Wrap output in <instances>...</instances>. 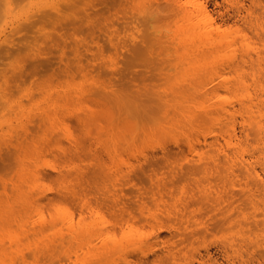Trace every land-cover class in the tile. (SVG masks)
<instances>
[{
	"label": "rangeland",
	"instance_id": "374dc122",
	"mask_svg": "<svg viewBox=\"0 0 264 264\" xmlns=\"http://www.w3.org/2000/svg\"><path fill=\"white\" fill-rule=\"evenodd\" d=\"M112 1L115 2L116 0H109L110 6H113L115 4ZM118 1L119 0H117L116 2H118ZM127 1H129V0L119 1V3L114 5L115 8L114 7L109 8L110 6L105 7V6H107L105 4H104V6L103 5L100 6L98 4L99 3L101 4V2H99V1H98L99 3L94 1V3H96V4H94V5H96L95 8H94V6L92 7L91 4L90 5L89 4L84 5L85 2H83L81 4L79 3L82 6V9L80 8L79 15L81 17L86 18L85 20H88V19L91 20V18H92L91 21L95 20L94 22L97 23L98 26H97V28H96V26L93 27L96 24H94L93 22H91L89 20H88V22L90 23L89 29L87 28V25L85 26L84 23H83L84 25L82 24L83 31L86 30L85 31L86 34L88 31L91 33L88 32L89 34H87V36H86V38L88 37L89 39H86L84 37L85 34L83 31H81L80 33H83L84 35L80 34V33H79V35H77V36H81V38H85V40L81 41L82 42V45L80 46L81 51H78L79 53L82 52L85 55L82 56V53H80L81 54L80 63L81 64L83 63L81 66H77V65L73 66L74 65L73 62L71 63L72 69L70 72L66 71V70H61L62 69L61 67H63V65L61 66L62 61L60 63V56H61L60 54L61 53L59 50L60 47L58 46L59 44L50 46L51 49L49 47H47L46 48L47 50H45V51H44L45 48H42L45 53L43 55V52H42V54L40 55L41 57L39 56V54L41 53L39 51H42V49L40 50L38 47L43 46L45 44H50V43H48V42H50V40L51 41L53 40L54 43H57L56 41H58V40H56V38L59 40L61 39L58 33L62 32V31L64 32V35H63L64 38L66 36V38L68 37L67 40H69V41L71 40L72 43H75L73 38H76L77 36L74 37V34H73L72 38L69 39L70 34L72 35V32L74 31L73 27L69 26V27H67V28L65 27L63 29H55L54 27L49 26V27H51L50 29H52V30L49 29L50 31L48 30L47 27H46L47 28L46 32H43L46 30V28L42 29V31H40L38 29L41 32V34H40V33H38L39 31L37 30L38 26L36 25L37 26L36 27L34 25H31V27H33V26L34 27L31 28L28 26L29 27L28 28L27 26H25V27H27L26 29H25V27H24V29L19 28V30L21 29L20 32H19V30L15 29L13 31H15L16 33L13 34L12 33L13 31H11L12 27L8 26L7 27L8 29L7 30L5 29L6 33L5 34L2 33L3 35H7V38L10 37L8 39H9V41L11 40V42H12V43L10 42V45L12 44L11 45L12 51L9 50L10 49V45H8L9 42L5 41L4 36L2 35V38H0V39H3L4 41L2 42V40H0V42L3 43V44L0 43V49L2 50V51L0 50V56L2 55L1 56L2 58L0 57V82H1L0 87H2V88H0V90H1L0 92H2V93H0V96L3 94L4 95L7 94V98L5 101L4 95H3L4 96L3 98L0 97V114L1 115L3 113L6 114V115H4L5 117L0 115V119H1L0 120V127H1L0 130L2 131V133L0 131V145H1L0 146V169H1L0 172H6L7 174L9 173L8 175L6 174V176H8V177L13 176V175H11V172H12V174H14V172L11 171L10 169L15 168L12 165V163L14 164L16 162V164H14V165H17V160H16L15 155L12 154V153H14V151L13 150L10 151V147H7V144L11 141L9 139H12L13 135L22 132L24 129H28V126H29V130H30L29 136H30V138H32L30 144H32L33 142H36L37 144L39 142L42 143L41 139H43V137L46 136V133H44V129L46 130V128L48 127L47 124H44V122L41 120V117H40L41 115L44 114V110H51L53 112V109H51V108L49 109V107L52 106L50 103L52 101L57 100L58 98H61L60 101H62V103L63 102L65 103L66 101H68V97H70V92H72V94H74V93L76 94L78 92L79 96L80 97L82 96V98H80L81 106H80V110H79V116H76V117L70 116L69 117L70 114H68V112H69V108L71 105L70 102H69V105L55 109L56 116H64V118H65L64 121L68 125L70 123V125L72 126L71 127L69 125V128L70 127L72 128V134L75 135L73 137L75 138V140L77 142V146L80 149L79 154H77L75 157L72 154V158L71 159L67 158V160L65 161V162H67V161L72 160L73 161L72 162V166H73L72 173H73V175H74V171H75V175L73 176V178H75V179H73L71 177L72 180L68 183V190L71 189V191H76L77 194H80V195H78L77 197H74L73 195H69L66 197H61V198H56V199L43 198V199L35 200L38 203L40 202L39 207H35L34 211L31 212L30 215L29 214L25 215L26 218L24 217L25 221H24V224L22 226L23 229L18 228V230H17L19 236H21L22 243L19 245V247H17V249L14 247L13 252H15V253H13L12 255H14L15 257H13L14 260H12V263L14 261L13 264H19L20 262H21L20 264H90V263L92 264V261H93L94 262L93 264H102L103 262L101 260H103V261L105 260L103 264H110V262H112L111 264H115V262H116V264H117V262H118V264H213L212 263L213 258H212V256L208 255L207 250L211 251L213 256H214V255H216V252H215L216 246L226 244L228 246V249H229V252H230L232 258L236 262H241L242 264H263L264 263V203L260 202L257 206L255 204H251L248 202L247 205H244L240 208H236L233 210L234 214H232V217H234L236 220L233 224H230L227 226H221V227L219 226V227L206 228L207 223L210 222V218L214 217V219H216L220 215L216 216V213H215L216 210H215L214 206L211 204H208L206 202V199H199V198L191 199L190 197H186L185 195H187L188 192H190L193 189H198V187H199L198 184L204 185V184H207L209 181H211L212 183L217 182L218 180L215 181L214 180L215 178L213 177V175L210 177V174L204 173L203 171H200V172L195 173V174L194 173L184 174L185 176L182 175L180 177L181 179L178 178L177 181H180V182L175 183L176 187H173V188H175L173 195L163 194L161 196L160 194L157 193L156 188H154L155 185L153 183L157 180V178L160 180L163 179V181L171 179V170L170 169L172 168V165L176 166L177 164L179 165V163L182 162V157L180 155H179L180 157L176 156L177 152H179L180 150L181 151L183 150V152L185 153L187 150L186 153H188V149H189V148H187L189 145L188 146L186 145L188 142L186 144L184 142V141H187V139L186 140L184 139L186 137L183 135L184 138H182L181 134H176L177 131H176V133L175 132L172 133L173 137H169L165 141L162 139V137L160 138L159 136L161 135L162 128H160L159 125L162 123L163 124L165 123L166 125H168L169 121L172 122L173 120H175V119L172 120V118H175L173 116L174 115L176 116L175 111L178 112L177 116H181L182 113L185 114V113H187V111H188V113H190L189 111L192 110V107H190V105L192 103H194V105L192 104L193 107L195 105H196V107H198L197 104L198 105L202 104V102L204 100H206L207 98H209L211 94H213V95H211V96H213L211 98H215V94H217L218 92H219V94H221V96H224V95L230 96L231 94L228 91V89H226L220 85L217 88L212 89V91H214V93L212 91L211 92L209 91L210 94H208L209 92L206 94L201 93V94H203L202 96H204V97H202L200 94V97L198 98L199 95L196 94L197 95L196 98H195V96H196L195 95V96L189 97V98H191L190 100L185 99L188 102L190 101L191 104H190V102L187 103L185 100H180V101H178L179 103L173 102L174 100H170V98H172V96H173L172 95L173 93L171 92L172 89H170V88L172 87L173 82H174L173 79L175 76V74H174L175 71L172 72L173 69H171V65L169 67V64L168 65L166 64V66L164 65L166 67V69H165V67L163 68V66L161 68V64H159L157 66V64H158L156 62V61H158L157 58L163 57L162 54L160 55L161 57L158 54H156V56H155V53H158L155 51L154 54L151 55V58H152V56H154V58H155L156 64H154V65H153V62H151L150 55L147 56V54L153 52L155 50V47H157V43H155L156 42L155 36H159L158 34H160V33H162V34L167 33L168 34L169 33L168 31L171 32L169 34H173V32L175 33V32H177V30L179 31L177 26H180V24L182 23V19L179 18V16L175 17V15H172L169 17L172 19V22H173V23L171 22L172 23L171 24L169 22L171 19H167V17H165V15L162 16L161 15L162 13L159 12L160 14L158 13L159 14V16H158V14L155 10L154 3L157 4L158 2H161L162 0L161 1L160 0L159 1L158 0H133V2L132 1L127 2ZM203 1L206 2L207 9L209 8L208 10H210L209 12L212 13L213 19L215 17L214 20L216 21V23L218 22L219 24H221L222 27H226V28H228L230 25H232L233 27L239 26L243 32H249L248 19H250L252 17L254 18L256 13H258V10H257L258 9V5H257L258 2L252 3L251 0H203ZM143 2H144V4H143ZM216 2H218V3H216ZM24 3H25V1H24ZM140 4H142V5H140ZM140 7L145 8V11H143L144 9L141 10ZM91 8L93 10H91V12H90ZM27 9H29V7L26 6L25 10H27ZM100 9H101V12H100ZM33 10L30 11V14L32 13ZM82 10H83V14H82ZM86 10H88V12H86ZM115 11H117V12L119 11V13H116ZM103 12L104 13L107 12V13L104 15V14H102ZM110 12H114V13H110ZM24 13L26 14L29 12L23 11L22 16L25 15ZM93 13L97 15V16H95V18L93 17V15H94ZM84 14H86L87 16L85 17ZM88 14H90L91 18L89 17ZM107 14H108L107 20L109 19L108 21L106 19H103V18H106ZM114 15L116 16L115 18H114ZM100 16H102L103 18ZM117 16H119L120 19H118L119 17H117ZM137 17H138V21H137ZM152 18H155V19H152ZM157 18H159V19H157ZM176 18L179 19V21H181V22H179ZM259 18H264V14L262 17H259ZM97 19H98V21L96 22ZM156 19H157V21H159L158 23H157V21L155 23L154 20H156ZM164 19H165V21H164L165 23H166V21L169 22L167 24L168 26L166 25V27L164 26L165 23L163 24ZM135 20H136V23L138 22L137 25H139L142 29H140V30L137 29L139 26L138 27L136 26V24L134 22ZM175 20L178 22H176ZM103 21H104V23H103ZM139 21L142 24H140ZM149 22L150 23L152 22L150 26L148 25V24H150ZM143 23H146V25H148V27L146 26V28H144ZM159 23L160 24L162 23L163 26H162V24L160 25ZM92 24H94V25H92ZM156 24H158L161 29H162V27H163V29H165V28L168 29V30L165 29L167 32L165 30L161 32V29H156V28L153 29V27L157 26ZM169 24L171 26H169ZM173 24H174V26H172ZM262 25H264V23H262ZM115 26L118 27L117 30H116L117 27H115ZM91 27H93V28H91ZM172 27H175V29ZM34 28H36V29H34ZM30 29L34 30V31H31ZM53 29H55V30H53ZM26 30L29 33H25ZM57 30H60V31L58 32ZM66 30H68V31H66ZM113 30H114V33H113ZM51 31H57V32L52 33ZM75 31L79 32V30L78 31L75 30ZM155 31L158 33H156ZM8 33H9V36H8ZM42 33L43 34L46 33L47 36L43 35ZM38 34H40V35H38ZM53 34L56 35V37H54ZM91 34H93V35H91ZM102 34H104L106 36H104ZM111 34L112 35L115 34V35H113V37H112ZM135 34L137 35V37ZM146 34H148V35H146ZM150 34H155V35H150ZM12 35H13V37H11ZM34 35L36 36V38L38 40L35 38ZM48 35H51V36H48ZM88 35H90V36H88ZM119 35L121 37H119ZM124 35H126V39H124L123 41H125L126 43L124 42V44H121V42H123V41L120 42V40L122 38H125ZM148 36H149V40L146 39V38H148ZM105 37H107L109 39H107ZM129 37H131V38H129ZM21 38L23 39V42L26 39V42L23 43ZM91 38H93V39H91ZM94 38H95V40H94ZM115 38H116V41H119V43L114 41ZM127 38L128 39L133 38L135 40L138 38V40H136L137 41L136 42L132 39V41L135 42L133 44L131 40L129 42H127V40H128ZM33 39L35 40V43H37V41H38L39 45H37V44L34 45ZM45 39H47V40L44 41ZM54 39H55V41H54ZM96 39H97V41H96ZM103 39L104 40L106 39L107 41H104ZM117 39H120V40H117ZM141 39H144V40L141 41ZM42 40L45 43L41 42ZM89 40H92V41H90L91 43H93V40H94V43L90 45ZM28 41H30V43ZM61 41L62 40H60L59 43H61ZM95 41L97 42V44H95L96 43ZM108 41L110 42V44L115 42L116 45L117 44H121V45H119V47L117 45V47H116L115 44H112L113 45L112 46L109 44ZM152 41L153 42L155 41V42L152 43ZM27 42H28V44H27ZM71 42H67L68 46L66 45L67 46V47H65L66 50L71 45H72V47L74 46V44H71ZM83 42H85V43L83 44ZM102 42H104V43L102 44ZM148 42H151L152 44H149ZM62 43H63V41H62ZM98 43L99 44L101 43L100 45L102 47H98V46H100ZM128 43L131 44V47H130V44H128ZM145 43H148V46L150 45L149 46L150 48H147L148 46L145 45ZM63 44H65V43H63ZM125 44L127 45V49H126ZM153 44H155V45H153ZM27 45H28V47L25 48V46H27ZM93 45H96L95 47H97V48H95ZM103 45H105V47H107V48H105ZM142 45H145V47H143ZM16 46L17 47L19 46L18 49ZM21 46H22V48H21ZM29 46H31V47H29ZM121 46H123V47L125 46V47L123 48ZM128 46L131 49H129ZM153 46H155V47L153 48ZM15 47L17 50L15 49ZM32 47L35 48L36 50H38V52L35 49L33 50ZM89 47H92V49ZM109 47H110V50H109ZM112 47H113V49H112ZM114 47L116 49H114ZM133 47H134V49H136V51L134 49H132ZM142 47H143V49H142ZM19 48H21L24 51L22 52L21 49L19 51ZM27 48H29L28 49L29 51L27 50ZM31 48H32V50H31ZM102 48L104 49V55H106V57H104V58L102 56L103 55L102 54L103 53ZM140 48H141V50H140ZM152 48H153V51H151ZM85 49H87V50H85ZM90 49H91V51H90ZM93 49H96L95 52L98 54H96L93 51ZM98 49H100L99 52L101 51V49H102V51L99 53V52H97ZM120 49L122 51H125V53L122 52ZM4 50H5V52H4ZM68 50H70V53H69L70 58L73 57L70 54L75 55V56L77 55V54H75V51L73 52V49L71 47ZM82 50L84 52H86V51L87 52L84 53ZM126 50L128 52H126ZM129 50L131 51L130 53H129ZM148 50L150 51L149 53L146 52ZM7 51H9V53ZM33 51H36L38 53V55H37V53L34 54L35 52H33ZM88 51H90V54H88L89 53ZM105 51L106 52L111 51L110 53L112 54V58L114 57L113 59H116L118 56H120V55H118L119 53L120 54L123 53V55H121V57H120V60L118 57L117 62L113 63V65L115 64L116 66H118L117 67L118 70H115L116 69L114 67L115 65L114 66L107 65V64H112L111 61H113V59L111 60L110 59L111 57H108L109 52L106 53ZM132 51L134 54H132ZM3 52H4V54H2ZM65 52L68 53L69 51H65ZM114 52L115 53L117 52V54L116 55L113 54ZM139 52H141V53H139ZM32 53L34 55H32ZM66 53H65V56L66 55L68 56V54H66ZM91 53L93 55H91ZM141 54H142V56H139ZM86 55L88 56V58H91L93 61L86 58L87 57ZM97 55L100 59L101 58H103L104 60L106 58H107V60L110 59L111 60V61L109 60L110 63L106 64V62H109L107 60L104 61L101 59L105 63L101 62L100 60H97V59H99L97 57ZM131 55H135V58L132 56V58H133L132 59ZM42 56H45V57H43L44 59L42 58ZM67 56H66V58H67ZM95 57L97 60L96 62H94ZM140 57L145 58V61H147V62H145L143 60L144 64L142 61L140 63H138V61H140ZM166 57H168V56H166ZM39 58H41V59L37 60ZM61 58H62V56H61ZM70 58H69V60H70ZM121 58H123V59H121ZM124 58H127V59H125V61H124ZM134 59L135 60L137 59L134 62L135 65H133V62H132V61H134ZM149 60H150V63H148ZM71 61H72V59H71ZM82 61H84V62H82ZM34 62L36 64V66H35ZM97 62H100V63H97ZM124 62L128 64V67ZM263 62H264V59H263ZM88 63L90 64V66ZM120 63H123L122 64L123 67ZM39 64H40V66H38ZM91 64L94 65L93 69L91 68L92 67ZM98 64H101V65H98ZM130 64L132 67L134 66V68H130L131 67ZM136 64H138V65H136ZM21 65L24 66L23 68L28 67L27 68L28 71L26 72L28 74L26 75V73H25L23 75V77L20 78L17 74H18V71L22 68ZM106 65L109 67H106ZM146 65H149V66H146ZM99 66H102V67H99ZM32 67H33V69H32ZM54 67L56 68V70H55L56 75L52 78V77H49L50 73H48V72H49V70H50V72H52L53 69H55ZM98 67L101 69H99ZM103 67H105V69ZM124 67H125V69L126 68L135 69L134 71H132L133 72L132 76H131V70H130V72L128 71V69L124 70ZM144 67H146V68L143 69ZM147 67H149V68L152 67L151 69L153 71L150 69L151 70L150 71L151 73H150L149 71H147L149 69ZM167 67H169V68L167 69ZM106 68H110L111 70L107 69V71H106ZM153 68H155V69H153ZM31 69H32V71H31ZM94 69H95V73H94ZM140 69L143 71L141 72ZM157 69L159 70L158 73L156 71ZM162 69L163 70L165 69L164 70L165 72ZM169 69L172 71H170ZM29 70L31 73L29 72ZM35 70H37V72ZM89 71H92L93 73L91 72V74H90ZM98 71H100V72L98 73ZM115 71H117L116 75H115ZM125 71H127V74ZM154 71H156V73ZM124 72H125V74H124ZM169 72H172L173 76L169 75V74H171ZM70 73H72V74H70ZM143 73L145 75L142 76ZM133 74L135 77H133ZM155 74H158V75H155ZM161 74H163V75L161 76ZM71 75L73 77H71ZM85 75H86V77H85ZM120 75L122 76V78ZM153 75H154V77H153ZM56 76L57 77L59 76V77L57 78ZM68 76H70V77H68ZM91 76H92V83L90 82ZM156 76H159V77H156ZM166 76H168L170 78H168ZM116 77H117V79H115ZM119 77H120V79H119ZM124 77L125 78L127 77L130 81L127 78H126L127 79V81H126V79ZM162 77H163V79H162ZM88 78H89V80H87ZM97 78H98V80H97ZM110 79L112 81L117 80V85L115 83H113ZM121 79L123 80V82H125V84H122L123 82L122 83L120 82V81H122ZM131 79H133V80H131ZM164 79L169 80V82L168 81L166 82V80H164ZM93 80H96L97 82L96 81L95 82L97 84H95V82ZM100 80H101V82H100L101 84H98V82ZM164 81H165V84H164ZM93 82L95 85L93 84ZM105 82H106V84L107 83L109 85L115 84L116 86L111 87V85H110V88H109V87H107L109 85L106 86ZM162 83H163V85H162ZM166 83H172V85L166 84ZM97 85H100V86L102 85V86H101V88H99L100 86H97ZM103 85H105L107 88H109V89L106 88V91L109 90L108 93L105 91ZM118 85H119V88L120 87H123V88H120L121 90L118 88L117 89L118 91H117L116 87H118ZM122 85H125L126 89L127 88L128 89L130 88V89L127 90V92H125V90H126L124 88L125 86H122ZM164 85H166V86H164ZM130 86L131 87L134 86L132 93L133 92L134 93L135 92L136 93L142 92V93H144L145 97L142 93H137V94H133V95L135 96V98L136 97L137 98L139 97V98L138 99L133 98L134 96H131V94H129V92H128V91H131V89H132ZM159 86H161V87H159ZM167 87H170V88H168L169 90H167ZM113 88H115V89H113ZM134 88H135V90H134ZM5 89H6V93H5ZM8 89L9 90L11 89V90L9 91ZM123 89H125V90H123ZM139 89H142L143 91H138ZM164 89H166V90H164ZM91 90H92V92H91ZM110 90H112L111 93H110ZM113 90H116L117 93H119V91L122 93V91H123L122 94L126 93L125 95H127V96L123 95L124 97H122V95L120 93L119 97H118V95L116 96V91L114 92ZM225 90H227L229 93ZM144 91H146V93ZM167 91H168V94H166ZM257 91L260 95L262 94L261 95L262 97L260 95H259V97L263 98L264 94L261 92V90H257ZM84 92H86V94ZM105 92L108 95L103 94ZM82 94H84V96ZM128 94L130 95V97ZM138 94H140V95L142 94L143 97L138 95ZM92 95L94 96V98L92 97ZM206 95H208V96L206 97ZM168 96H170V97L168 98ZM109 97H111V98H109ZM107 98H109L111 100L114 99L113 103H111L112 101H109ZM197 98H198V100H197ZM99 99L103 100V101L101 100L102 103L100 102ZM168 99L170 100L171 105L173 104L174 106L173 105L171 106L169 104L168 109H170L171 111L169 110L168 116H165L166 118H164L163 111H162L164 109H161V108H164V107H162V106H164V105H162V104H164V100L166 102V100H168ZM194 99L196 101H199V100L200 101L196 102ZM134 100H136V101H134ZM10 101H11V103H10ZM152 101H154V102H152ZM6 102L7 103L9 102L8 105L6 104ZM97 102H99L100 104ZM185 102L188 106H186ZM109 103H111V104H109ZM157 103H159V104L162 103V104L159 105ZM102 104H104V105H102ZM122 104H125V106H128V107H125L126 112L124 111L125 108ZM150 104H151V106H150ZM118 106H120L119 107L120 109L124 108V110L122 109V112H121L122 115H120V116L118 114H114V111H119ZM139 106H141L142 111L137 110V108ZM175 106H176V108H175ZM115 107H117V109ZM150 107H152V108H150ZM188 107L191 108V110L190 109L187 110ZM85 108H87V109H85ZM109 108L111 110H109ZM177 108L182 109V110L184 109L183 110L184 112L182 110L180 111L179 109H178L179 111H177ZM3 109H4V111H3ZM89 109L90 110L93 109L96 113L93 110L89 111ZM96 109H98V110H96ZM174 109H176V110H174ZM2 111H3V113H1ZM110 111H113V112H110ZM157 111L159 112V114L157 113ZM19 112L22 114L24 113L25 117L22 114H21V116H18V115H20ZM87 112H88V114H87ZM123 112H124V114H123ZM140 112H143V113H141V116H144L148 113L147 115L154 116L155 118H152V120H151V117H150L148 120L149 122L146 121L145 119L136 118L135 116H137V115L139 116ZM93 113L96 114V116ZM101 113H102V115H101ZM15 114H16V117H15ZM63 114H66V115H63ZM92 115H93V117H92ZM6 116H8V117H6ZM26 116H28V117H26ZM170 116H172V117H170ZM14 117H15V121H14ZM19 117L20 118L23 117L22 119L24 121L22 119H20ZM105 117H108L110 119L105 120ZM2 118H3V120H2ZM102 118L105 120L104 122H103V120L101 121ZM133 118H135V120H137V121L139 120V122L135 121ZM12 119H13V121H12ZM39 119L41 120L40 123H39V121H40ZM97 119H98V121H94ZM153 119L158 120V121L154 122ZM159 119H160V121H159ZM167 119H169V120H167ZM16 120H17V122H16ZM26 120H27V122H26ZM109 120H110V122H109ZM117 120H119V122ZM150 120L153 122H151ZM161 120L164 122H162ZM9 121H12V123H10ZM99 121H100V123H98ZM111 121L112 122L114 121L113 124H111ZM119 123H123V124H119ZM157 123H158V125H157ZM10 124H11V126H9ZM40 124H42V125L40 126ZM82 124L85 126V128ZM117 124H119V126L121 125V127H119ZM110 125H112V127ZM113 125L115 127H113ZM155 125H157V126H155ZM24 126H26V127H24ZM154 126H155V128H154ZM42 127H44V128H42ZM152 127H153V129H151ZM71 128H70V130H71ZM80 128H82V129L79 130ZM116 128H120V130L118 129L119 131H117ZM131 128H133L134 130H137L138 133H143V128H146L147 130L151 129L155 135L152 134L151 131H147L148 133L149 132L150 133L149 134L145 133L146 137H148L151 134L154 142H157V143L160 142L161 144L164 143L166 145L168 144L167 149H168V152L170 151V153H171V155L169 157V162L164 163L165 165L162 163L163 160L161 157L162 155L160 153L163 154L164 152H162L163 148L160 147V145H157V147L159 146L158 148L155 147L156 145L148 147L147 149L150 151L146 150V148H144V146H141L145 143V139L151 140V138H152L151 135L149 136L151 138H146V137L144 138L145 135L142 134L141 137H137L136 139H132V142H135L136 147L138 148V150H141L142 153H137L136 155H133V154L129 153L130 150H132L133 148L129 147V149H128L129 151H127V152L123 151L124 153L121 152V157L124 160H126L124 165L123 166L118 165L117 167L114 166L113 163L118 162L116 160H118L120 157L119 152L121 151V147H122V145H120L121 143L120 144L118 143L119 138L121 137V134L129 133V132L133 131V129H131ZM157 128H160V129L156 130ZM107 129H109V130H107ZM90 131H92V133ZM154 131H156V132H154ZM5 132H7L6 133L7 136L5 135ZM158 132H160V134ZM175 134L177 136L176 139L174 138ZM110 135L113 136V137L112 136L111 137L113 138V141L115 140V142L111 141L112 138L110 139ZM118 135H120L119 138L117 137ZM157 135H159V136H157ZM3 136H5V137H3ZM108 136H109V138H108ZM209 136H211V138H213L212 135H209ZM156 137H158V138H156ZM179 137H181V139ZM219 137L220 138H218V141L221 143V145L223 147H226V144L224 142L227 139L226 140L223 139L225 137H223L221 135ZM211 138L208 137L207 139L212 140ZM183 139H184V141H183ZM220 139H221V141H220ZM6 140H7V142H6ZM168 140H170V141L172 140V141L167 142ZM173 140H177V141L179 140L178 141V143H180V145H178L179 147L177 146L178 143L177 142L174 143ZM62 141H63L62 142L63 145H65V146L68 145L67 144L68 141L66 139H62ZM200 141L202 143L200 142V144H198L199 149L209 146V145L206 146V144H204V142H203L204 139L201 138ZM97 142H99V143H97ZM182 142H184V143L181 144ZM64 143H66V144H64ZM110 143H112V144L114 143V144L110 145ZM173 143L175 144V146ZM54 144H55V141H54ZM118 145H120V146H118ZM107 146L108 147L113 146L116 149V151L113 152V150H115V149H113V147H111L112 149L111 148L109 149ZM139 146H141V147L139 148ZM181 146L182 147L184 146V147L182 148ZM153 147H155V148H153ZM210 147L213 148V147H215V145L214 146L212 145ZM174 148L175 149L180 148V149L173 150ZM106 149L107 150L109 149V151H107ZM6 151H8V153ZM53 151H54V148L51 145L50 150L48 151V158H50L49 161H52L54 164H58L57 162L64 163L63 158H58L57 161L55 160V156H53V154H52ZM143 154H146L147 159L145 158V155H143ZM7 155L9 157L11 155L10 159H12L13 162L9 159V157ZM114 155H116V156H114ZM154 155H155V157H154ZM99 156H101V157L99 158ZM12 157H15L14 158L15 161ZM102 157L104 159H102ZM157 157H159V158H157ZM109 158H113V159H109ZM139 158H140V160L143 159L145 161V162L144 161L143 162L145 164H147L146 165L147 168H145V170H144L145 172L144 171L139 172V170L135 169L130 174L131 177L135 178V179L132 178L134 181L131 179L132 180L131 182L126 183L125 180H128V179H126L127 178L126 173L129 169L127 162L129 161L132 164H134L138 161L137 159H139ZM170 158H172V159H170ZM7 159H9V161ZM175 159H178V160H175ZM111 160H113V161H111ZM171 160H173L172 161L173 164H172V162H170ZM114 161H116V162H114ZM154 161L159 163V164H157L158 166L155 165L156 163L152 164V165L150 164L151 162H154ZM178 161H179V163H177ZM9 162H12L11 165L13 167L9 164ZM73 163H74V165H73ZM103 163H105V164H103ZM101 164H103V165H101ZM42 165H43V168L40 167L41 172L47 174L46 175L47 177H45V179L47 178V180H45V181H47L48 183L53 182V178H55V176H56L55 175L56 171L54 169H52L51 167H49L48 165H47V167H45L46 166L45 164H42ZM97 165H99L98 166L99 168L97 167ZM103 166H105V167H103ZM93 168H95V169H93ZM183 169H186V168L183 167ZM7 171H9V172H7ZM112 171H114V172H112ZM98 172H100V173H98ZM258 172L264 178V171L261 168H258ZM78 174H79V176H78ZM82 175H84V176H82ZM102 175H103V177H102ZM139 175H141V176H139ZM149 175H150V177H149ZM90 176H91V178H90ZM48 177H49V179H48ZM83 178H84V180H83ZM102 178H103V180H102ZM76 179H78V180H76ZM141 179H143V180H141ZM238 179H240V180H238ZM238 179L232 178V180H231L229 178L226 181L229 183L231 182V184L233 183V181L234 182L239 181L238 183L244 181V178L241 180V178L239 177ZM75 180L78 182H76ZM81 180H83V181H81ZM228 180H230V181H228ZM78 183H79V185L82 184L83 186L80 185L81 186V188H80ZM229 183H227V184H229ZM231 184H229V185H231ZM56 185H57V181L54 180V186H56ZM140 188L143 189L142 192L144 191L143 196H140V195L137 196V194H139L141 192ZM0 189H2L1 180H0ZM77 189H79V190L77 191ZM152 189H154V190H152ZM263 192H264V190L262 189L259 197H261V196L264 197ZM50 193H51V191H50ZM117 193L118 194L125 193L126 195L125 196L124 195L123 196L118 195L119 197L117 196L118 197L117 198L116 196H114V194H117ZM154 194H156V195H154ZM114 197H116V198H114ZM261 200L263 201L264 199H261ZM78 226L80 227L79 232H77ZM75 229H76V232H75ZM87 231L90 233L89 235H91V236H88V235L85 236V234L88 233ZM19 232H21V233H19ZM77 234L79 236H77ZM80 234L82 235L83 238H81ZM85 238H87V239H85ZM81 241L82 242L84 241V242L82 243ZM77 245H78V247L80 246L79 249H77L78 248ZM107 249L109 250V252ZM104 250H105V252H104ZM254 251H257L255 253V256H251V253ZM22 252H24V253H22ZM103 253H104V255H103ZM108 254H109V256H108ZM98 255H99L98 258L101 260H99L97 258ZM100 255H102V256H100ZM16 257H19V258H16ZM100 257H104V258H100ZM106 257H107V259H105ZM19 259H22L23 261H21V260L19 261ZM125 259H127V260L129 259L130 261L128 260V262H130V263H128L127 260H125ZM260 262H262V263H260Z\"/></svg>",
	"mask_w": 264,
	"mask_h": 264
},
{
	"label": "bare ground",
	"instance_id": "6f19581e",
	"mask_svg": "<svg viewBox=\"0 0 264 264\" xmlns=\"http://www.w3.org/2000/svg\"><path fill=\"white\" fill-rule=\"evenodd\" d=\"M25 1V3H24ZM95 2H101V4L97 3L98 5H107L105 7H108L110 6V2L109 0H0V38H2V35L6 33L5 29L7 30L8 26H11L12 27V30H19V28H22L24 29L25 26H29L31 27V25H34V26H38L37 30L39 29L40 31H42V29H45L46 27L48 28V30L51 28V27H54L55 29H63V28H67L69 26L73 27L74 31L72 32V35L70 34V38H72L73 34H74V37L79 35V33L81 31H83V27H82V24L84 23L85 26L87 25V28L89 29L90 28V23L88 22L92 20V18L90 17V12L91 10H93L92 8L90 9V14L89 17L91 18L88 19V20H85L86 18L84 17H81L79 15L80 13V8L82 9V6L80 5L81 3L85 2L84 5L86 4H91V6L94 8L96 7V3ZM117 1V0H116ZM113 2L115 4L119 3V1H123V0H119L118 2ZM129 1H132L133 0H129ZM127 1V2H129ZM159 1V0H158ZM161 1V0H160ZM252 3H257L258 5V13H256L255 17L253 18H250L248 19V25H249V32H243L241 30V28L239 26H236V27H233L232 25H230L228 28L226 27H222L221 24H219L218 22L216 23V21L213 19L212 17V13L209 12L210 10L207 9V5H206V2L203 1V0H162L161 2H158L157 4L154 3L155 5V10L157 12V14L160 12L162 13L161 15H165V17H167V19H171L169 18L170 16L172 15H175V17H178L182 19V23L180 24V26H177L179 31L177 30V32H173V34H169L171 33L170 31H168L169 33L167 34H158L159 36H155V43H157V47L153 46V48L155 47V50L153 51V48L151 51V53H149L150 49L146 52H148L150 55V58H151V55L154 54V52H158V53H155V56L156 54H158L159 56L162 54L163 57L161 58H157L158 61H156L158 64H161V68L163 66V68L166 66V64L168 65L169 64V67L171 65V69L170 71L174 72L175 76H174V82H173V85L172 83H166V84H171L172 87H167V90H169L168 88L172 89V98H170V100H174L173 102H178L180 100H190L191 96H195L196 94H198V98L200 97V94L201 93H208L209 91L211 92L212 89L214 88H217L218 86H223L224 88L228 89V91L230 92V96H221V94H219V92L217 94H215V98H211L213 96V94L210 95L209 98H207L206 100H204L202 102V104H197L198 107H196V105L193 107L194 103L191 104L190 102V107H192V110L191 108L188 107L187 110H191L189 111L190 113H185V114H181V116H177L178 115V112L175 111L176 113V116L174 115L173 117L175 118H172L175 119L173 120L172 122H168V125H165L162 123L159 125L160 128H162L161 130V135H157L159 136L160 138L162 137V139L165 141L166 139H168L169 137H173V132L177 133L176 134H181L182 138L183 135L186 137L184 138L185 140L187 139V141H183L185 142V144L188 146L187 148L188 149V153L187 150L186 152L184 153L183 150L177 152L176 156H181L182 157V162L179 163V161L177 163H179V165L177 164L176 166L172 165V168L170 169L171 170V179H168V180H160L157 178V180L153 183L155 185L154 188H156L157 190V193L160 194L161 196L163 194H169V195H173L174 194V189L173 187H176L175 186V183L176 182H180V181H177L178 178H180L182 175L184 174H188V173H198L200 171H203L204 173H208L210 174V177L213 175V177L215 178L214 180L217 181L215 183H212L211 181H209L207 184H204V185H201V184H198V189H193L191 190L190 192H188L187 195H185L186 197H190L191 199H206V202L208 204H211L214 206L215 208V213H216V216L217 215H220L218 218L214 219V217L210 218V222L207 223L206 225V228H209V227H221V226H227V225H230V224H233L236 220L234 217H232V214H234V209L236 208H240L244 205H247L248 202L251 203V204H255L258 206V204L260 202L264 203V200L262 201L261 199H264V197H259L262 189L264 190V178L259 174L258 172V168H261L263 171H264V96L263 98H260L259 97V93L257 90H261V92L264 94V62H263V59H264V25H262V23H264V18H259V17H262L263 14H264V0H251ZM80 3V4H79ZM103 3V4H102ZM108 3V4H107ZM147 3V2H146ZM218 3V2H216ZM112 4V3H111ZM114 4V5H115ZM144 4V2H143ZM83 5V4H82ZM97 5V6H98ZM113 5V4H112ZM110 6L109 8H112L115 6ZM142 5V4H140ZM146 5V4H145ZM29 7V9L25 10V7ZM81 6V7H80ZM144 6V5H143ZM142 6V7H143ZM88 7V6H87ZM85 8V7H84ZM89 8V7H88ZM101 8V7H100ZM141 8V7H140ZM34 9V10H33ZM86 9V8H85ZM118 9V8H117ZM139 9V8H138ZM144 9V10H143ZM32 11V13L30 14V11ZM89 10V9H88ZM88 10H86V12H88ZM112 10V9H111ZM115 10V9H114ZM141 10L145 11V8H141ZM24 12H29V13H24L25 15L22 16V13ZM85 11V10H84ZM103 11V10H102ZM113 11V10H112ZM95 12V11H94ZM100 12H101V9H100ZM116 13H119V11H115ZM142 12V11H141ZM140 12V13H141ZM147 12V11H146ZM85 13V12H84ZM98 13V12H97ZM107 13V12H106ZM106 13H102V14H106ZM110 13H114V12H110ZM159 13V14H160ZM164 13V14H163ZM82 14H83V10H82ZM94 14V13H93ZM101 14V15H102ZM109 14V13H108ZM108 14L106 15V18H103V19H106L107 20V16ZM143 14V13H142ZM141 14V15H142ZM145 14V13H144ZM158 14V16H159ZM85 17L87 16L86 14H84ZM103 15V16H104ZM110 15V14H109ZM118 15V14H117ZM153 15V14H152ZM155 15V14H154ZM92 16V15H91ZM95 16H97L96 14L93 15V17L95 18ZM113 16V15H112ZM25 17V18H24ZM116 16L114 15V18ZM119 17V16H117ZM152 17V16H151ZM164 17V18H165ZM174 17V16H173ZM88 18V17H87ZM98 18V17H97ZM101 18V19H102ZM109 18V17H108ZM111 18V17H110ZM117 19V18H116ZM120 19V17L118 18ZM152 19H155V18H152ZM151 19V20H152ZM159 19V18H157ZM156 20L155 23H156ZM163 19V18H162ZM166 19V18H165ZM165 19L163 20V24L165 23ZM166 19V20H167ZM177 19V18H176ZM109 20V19H108ZM107 20V21H108ZM111 20V19H110ZM179 21V19H177ZM95 21V20H94ZM94 21H91L93 22L94 25L93 27L98 26L97 23H95ZM98 21V19L96 20V22ZM101 21V20H100ZM137 21H138V17H137ZM168 21V20H167ZM164 24V26L166 27V25L170 22H172V19ZM176 21V20H175ZM176 21V22H178ZM110 22V21H109ZM114 22V21H113ZM112 22V23H113ZM118 22V21H117ZM136 26L138 27L139 25L138 22L136 23V20L134 21ZM133 22V23H134ZM159 21H157L158 23ZM162 22V21H161ZM181 22V21H179ZM99 23V22H98ZM102 23V22H101ZM104 23V21H103ZM102 23V24H103ZM115 23V22H114ZM121 23V22H120ZM140 23V21H139ZM150 23V22H149ZM152 23V22H151ZM148 24L149 26L151 25ZM154 23V22H153ZM154 23V24H155ZM173 23V22H172ZM171 23V24H172ZM83 24V25H84ZM100 24V23H99ZM142 24V23H140ZM160 24V23H159ZM162 24V23H161ZM160 24V25H161ZM162 24V26H163ZM177 24V23H176ZM113 25V24H112ZM133 25V24H132ZM145 25V26H144ZM148 25H146V23H143V27L146 28V26L148 27ZM153 25V24H152ZM158 27H157V26ZM155 26L156 27H153L156 28V29H161L159 27L158 24H156ZM33 26V27H34ZM36 26V27H37ZM51 26V27H49ZM154 26V25H153ZM168 26V25H167ZM169 26H171L169 24ZM174 26V24L172 25ZM176 26V25H175ZM25 27V29L27 28ZM28 27V28H29ZM31 27V28H33ZM91 27V28H93ZM117 27V26H115ZM114 27V28H115ZM47 28L45 31L43 32H46L47 31ZM99 28V27H98ZM112 28V27H111ZM152 28V27H151ZM170 28V27H169ZM175 29V27H172ZM171 28V29H172ZM36 29V28H34ZM53 29V30H55ZM85 29V28H84ZM101 29V28H100ZM99 29V30H100ZM103 29V28H102ZM118 29V27L116 28V30ZM137 29H142L140 26L137 28ZM152 29V30H153ZM155 29V30H156ZM166 29V28H165ZM165 29H161V32L164 31ZM170 29V30H171ZM16 30V31H17ZM31 30V29H30ZM38 30V31H39ZM52 30V29H50ZM49 30V31H50ZM65 30V29H64ZM75 30H79V32H76ZM115 30V29H114ZM114 30H113V33H114ZM168 30V29H166ZM165 30V31H166ZM173 30V29H172ZM21 31V29L19 30V32ZM31 31H34V30H31ZM36 31V30H35ZM38 32L41 34V32ZM58 32L60 30H57ZM57 31H51L52 33L53 32H57ZM68 31V30H66ZM65 31V32H66ZM86 30H84V34H85V38L87 36V34L91 33V32H85ZM159 31V30H158ZM9 32V31H8ZM50 32V33H51ZM111 32V31H110ZM139 32V31H138ZM156 32V31H155ZM167 32V31H166ZM3 33V34H2ZM11 33V32H10ZM13 34L16 33L15 31L12 32ZM25 33H29L27 30ZM67 33V32H66ZM76 33V34H75ZM121 33V32H120ZM119 33V34H120ZM158 33V32H156ZM38 34V35H40ZM43 34V33H42ZM59 36H60V40L63 41V44L62 41L61 43L59 39L56 38V41L57 43H54L53 40L48 43L50 44H45L43 46H39L38 48L41 50L42 48H45V50H47L46 48L49 47L51 49L50 46H53V45H56V44H59L58 46L60 47V63L62 61V64L61 66L63 65V67H61L60 69L61 70H66V71H71L72 67H71V63L73 62V66L77 65V66H81L82 64L80 63V60H81V54L82 52H78V51H81L80 50V46L82 45V40H85V38H81V36H77L76 38H73L74 39V42L75 43H72L71 40H67L66 36L64 38V32H60L58 33ZM80 34H83V33H80ZM83 34V35H84ZM116 34V33H115ZM113 34V35H115ZM118 34V33H117ZM149 34V33H148ZM146 34V35H148ZM11 35V34H10ZM45 36V34H43ZM54 35V34H53ZM93 35V34H91ZM100 35V34H99ZM104 35V34H102ZM112 35V34H111ZM112 35V37H113ZM131 35V34H130ZM136 35V34H135ZM150 35H155V34H150ZM157 35V34H156ZM4 36V40L5 41H8V45H10V42L11 40L9 41L8 37L7 38V35H3ZM8 36H9V33H8ZM35 36V35H34ZM48 36H51V35H48ZM90 36V35H88ZM95 36V35H94ZM93 36V37H94ZM106 36V35H104ZM103 36V37H104ZM123 36V35H122ZM125 38H122L121 40L120 39H117V40H120L123 41L124 39H126V35H124ZM128 36V35H127ZM13 37V35L11 36ZM27 37V36H26ZM38 37V36H37ZM40 37V36H39ZM54 37H56V35H54ZM92 37V36H91ZM111 37V36H110ZM119 37H121L119 35ZM137 37V35H136ZM151 37V36H150ZM28 38V37H27ZM36 38V36H35ZM34 38V39H35ZM45 38V37H44ZM53 38V37H52ZM51 38V39H52ZM64 38V39H63ZM107 38V37H105ZM131 38V37H129ZM142 38V37H141ZM145 38V37H144ZM8 39V40H7ZM12 39V38H11ZM33 39V40H34ZM37 39V38H36ZM76 39V40H75ZM86 39H89L88 37ZM93 39V38H91ZM109 39V38H107ZM128 39V38H127ZM133 39V38H132ZM132 39H128L127 42H129L130 40L132 41ZM149 40V36L148 38H146ZM145 39V40H146ZM154 39V38H153ZM2 40V42L4 41L3 39H0ZM22 42H23V39L21 38ZM28 40V39H27ZM30 40V39H29ZM38 40V39H37ZM36 40V41H37ZM47 39H45L44 41H46ZM95 40V38H94ZM94 40H93V43H94ZM104 40V39H103ZM134 41L138 40V38L135 40L133 39ZM144 40V39H141V41ZM147 40V41H148ZM13 41V40H12ZM55 41V39H54ZM88 41V40H87ZM90 41L92 40H89V44H93L91 43ZM97 41V39H96ZM95 41V42H96ZM104 41H107L106 39ZM115 42L119 43V41H116V38L114 39ZM140 41V42H141ZM151 41V40H150ZM0 42V43H2ZM26 42V39L24 40L23 43ZM30 43V41H28ZM27 42V44H28ZM33 42V41H32ZM43 42V40L41 41ZM53 42V43H52ZM67 42H71V44H74V46L72 47V45L70 46L72 49H73V52L75 51V54H77L76 56L75 55H72L70 54L71 56H73L72 58H70L69 56V53H70V50H68L69 48H67V50L65 49V47L68 46V43ZM109 42V41H108ZM113 42V41H112ZM115 42H113L112 44H115ZM125 41L121 42V44H124ZM137 42V41H136ZM145 42V41H144ZM152 41V43H154ZM12 43V42H11ZM22 43V44H23ZM39 42L37 41V43H35V40H34V45L38 44ZM45 43V42H43ZM67 43V44H66ZM85 42H83L84 44ZM104 42H102L103 44ZM126 43V42H125ZM131 43V42H130ZM128 43V44H130ZM132 43L134 44L135 42L132 41ZM149 44H152L151 42H148ZM148 43H145V45L148 46ZM3 44V43H2ZM5 44V43H4ZM32 44V43H31ZM30 44V45H31ZM88 44V43H87ZM97 44V42L95 43ZM99 44V43H98ZM101 44V43H100ZM99 44V45H100ZM110 44V42H109ZM110 44V45H112ZM121 44H117L118 47L119 45ZM143 44V43H142ZM6 45V44H5ZM12 45V44H11ZM11 45H10V49L11 50ZM18 45V44H17ZM24 45V44H23ZM33 45V46H34ZM67 45V46H66ZM116 45V44H115ZM116 45V47H117ZM140 45V44H139ZM138 45V46H139ZM145 45H142L143 47H145ZM155 45V44H153ZM7 46V45H6ZM85 46V45H84ZM94 47L96 45H93ZM92 46V47H93ZM105 47V45H103ZM113 46V45H112ZM126 46V49H127V45L125 44ZM124 46V47H125ZM146 46V47H147ZM150 46V45H149ZM147 47V48H150V47ZM5 47V46H4ZM17 47V46H16ZM15 47V49H16ZM19 47V46H18ZM17 47V49H18ZM24 47V46H23ZM28 47L25 46V48ZM31 47V46H29ZM37 47V46H36ZM92 47H89L92 49ZM93 47V48H94ZM98 47H102L101 45L98 46ZM123 47V46H121ZM123 47V48H124ZM130 47H131V44H130ZM129 46L128 48L131 49ZM142 47V49H143ZM7 48V47H6ZM22 48V46H21ZM19 48V51L20 49ZM33 48V47H32ZM31 48V50H32ZM83 48V47H82ZM97 48V47H95ZM107 48V47H105ZM137 48V47H136ZM146 48V49H147ZM8 49V48H7ZM16 49V50H17ZM24 49V48H23ZM29 48H27L28 50ZM35 48H33L34 50ZM58 49V48H57ZM90 49V51H91ZM103 49V48H102ZM101 49V51H102ZM113 49V47H112ZM114 49H116L114 47ZM134 49V47L132 48ZM1 50V49H0ZM36 50V49H35ZM87 50V49H85ZM89 50V49H88ZM96 49H93V51L95 52ZM100 49H98L97 52H99ZM109 50H110V47H109ZM118 50V49H117ZM116 50V51H117ZM121 50V49H120ZM136 51V49H134ZM133 50V51H134ZM138 50V49H137ZM141 50V48H140ZM2 51V50H1ZM12 51V50H11ZM21 51L23 52L24 50L21 49ZM29 51V50H28ZM38 52V50H36ZM36 51H33L35 52L34 54H36L37 52ZM43 49L42 51H39L41 52L39 54V56L42 54L43 52V55H44V52ZM65 51H69L68 53H66ZM72 51V50H71ZM83 51V50H82ZM90 51H88L90 54ZM100 51V52H101ZM107 51V50H106ZM105 51V52H106ZM122 51V50H121ZM132 51V54H134ZM5 52V50H4ZM4 52L2 54H4ZM9 53V51H7ZM59 52V51H58ZM84 52V51H83ZM87 52V51H86ZM84 52V53H86ZM99 52V53H100ZM109 52V51H108ZM106 52V53H108ZM111 52V51H110ZM108 53V57H111L110 59L112 60V54L111 53ZM125 53V51H122ZM126 52H128L126 50ZM131 51L129 50V53ZM20 53V52H19ZM65 53L68 54L67 58L65 56ZM72 53V52H71ZM93 53V52H92ZM91 53V55H93ZM96 53V52H95ZM94 53V54H95ZM128 53V54H129ZM141 53V52H139ZM7 54V53H6ZM18 54V53H17ZM28 54V53H27ZM32 53V55H34ZM79 54V55H78ZM98 54V53H96ZM103 58L106 57V55H104V49H103ZM113 54H117V52L113 53ZM127 54V53H126ZM137 54V53H136ZM38 55V53H37ZM85 55L82 53V56ZM120 56L119 57V60H120V57L122 54H118ZM2 56V55H1ZM0 56V57H1ZM8 56V55H7ZM19 56V55H18ZM75 56V57H74ZM87 56V55H86ZM85 56V57H86ZM96 56V55H95ZM101 56V55H100ZM101 56V57H102ZM132 56L135 58V55H131V58ZM137 56V55H136ZM139 56H142L139 55ZM168 56V57H166ZM41 57V56H40ZM45 57V56H42V58ZM84 57V58H85ZM91 57V56H90ZM98 57V55H97ZM116 57V56H115ZM113 59V61H111L109 58V60L111 61L112 64H107V63H110L109 60H107V58L105 60L109 61V62H106L107 65H113V63L117 62V59ZM125 57V56H124ZM2 58V57H1ZM66 58V59H65ZM70 58V60H69ZM88 58V56L86 57ZM99 58V57H98ZM103 58H101L102 60H104ZM128 58V57H127ZM127 58H124V61L125 59ZM130 58V59H131ZM138 58V57H137ZM143 57H140V61H138V63H140L141 61L143 62L144 64V61H145V58ZM34 59V58H33ZM41 58L37 59V60H40ZM44 59V58H43ZM72 59V61H71ZM89 60H92L91 58H88ZM100 58L97 59V60H100L101 62H104L102 61ZM123 59V58H121ZM133 59V58H132ZM131 59V60H132ZM139 59V58H138ZM142 59V60H141ZM88 60V61H89ZM96 60V57H95V60L94 62L97 61ZM137 60V59H136ZM134 59L133 62V65L134 62L136 61ZM144 60V61H143ZM35 61V60H34ZM43 61V60H42ZM87 61V60H86ZM85 61V62H86ZM93 61V60H92ZM122 61V60H121ZM32 62V61H31ZM84 62V61H82ZM93 62V63H94ZM119 62V61H118ZM128 62V61H127ZM147 62V61H145ZM151 62H153V65L156 64L155 63V58L154 56H152L151 58ZM92 63V64H93ZM97 63H100V62H97ZM96 63V64H97ZM105 63V62H104ZM125 63V62H124ZM131 63V62H130ZM148 63H150V60L148 61ZM23 64V63H22ZM35 64V62H34ZM89 64V63H88ZM87 64V65H88ZM91 64V65H92ZM95 64V63H94ZM103 64V63H102ZM118 64V63H117ZM121 65L123 63H120ZM128 67V64L125 63ZM146 64V63H145ZM163 64V65H162ZM14 65V64H13ZM98 65H101V64H98ZM104 65V64H103ZM106 67H109L107 66ZM138 65V64H136ZM151 65V64H150ZM165 65V66H164ZM22 66V65H21ZM20 66V67H21ZM34 66V65H33ZM36 66V64H35ZM34 66V67H35ZM40 66V64L38 65ZM59 66V65H58ZM90 66V64H89ZM93 66L92 65V69H93ZM105 66V65H104ZM125 66V65H124ZM131 66V64H130ZM146 66H149V65H146ZM24 66H22V68L18 71V76L21 78L23 77V75L28 71V67L27 68H23ZM99 67H102V66H99ZM98 67V68H99ZM111 67V66H110ZM116 69H115V68ZM113 68L115 70H118L117 67L118 66H114ZM123 67V65H122ZM126 67V66H125ZM124 67V70L128 69V71L130 72L131 70V76H132V71H134L135 69H130V68H134V66L130 67V68H126L125 69ZM136 67V66H135ZM153 67V66H152ZM151 67V68H152ZM167 67V69L169 68ZM12 68V67H11ZM14 68V67H13ZM16 68V67H15ZM31 68V67H30ZM37 68V67H36ZM55 68V67H54ZM76 68V67H75ZM78 68V67H77ZM89 68V67H88ZM95 68V67H94ZM97 68V69H98ZM105 69V67H103ZM142 68V67H141ZM146 67H144L143 69H145ZM149 68V67H147ZM149 68L147 71H151L152 69ZM158 68V67H157ZM17 69V68H16ZM33 69V67H32ZM31 69V71H32ZM35 69V68H34ZM101 69V68H99ZM107 69L111 70L110 68H106V71ZM113 69V70H114ZM151 69V70H150ZM155 69V68H153ZM166 69V67H165ZM164 69V70H165ZM13 70V69H12ZM11 70V71H12ZM56 68L53 69L52 72H49L50 75L49 77H54L56 75ZM74 70V69H73ZM89 70V69H88ZM91 70V69H90ZM103 70V69H102ZM101 70V71H102ZM137 70V69H136ZM141 70V69H140ZM163 70V69H162ZM163 70V71H164ZM37 72V70H35ZM48 71V70H47ZM87 71V70H86ZM143 70H141L142 72ZM146 71V70H145ZM146 71V72H147ZM153 71V70H152ZM157 73H158V69L156 70ZM156 71H154L156 73ZM167 71V70H166ZM14 72V71H13ZM30 72V70H29ZM68 72V73H69ZM90 74L92 71H89ZM97 72V71H96ZM100 71H98L99 73ZM116 72L115 71V75H116ZM121 72V71H120ZM126 74H127V71H125ZM124 72V74H125ZM128 72V73H129ZM165 72V71H164ZM168 72V71H167ZM172 72H169L171 74L169 75H172ZM17 73V72H16ZM31 73V72H30ZM73 73V72H72ZM70 73V74H72ZM93 73V72H92ZM94 73H95V69H94ZM135 73V72H134ZM137 73V72H136ZM151 73V72H150ZM160 73V72H159ZM28 73H26L27 75ZM62 74V73H61ZM67 74V73H66ZM89 74V73H88ZM97 74V73H96ZM130 74V73H129ZM141 74V73H140ZM46 75V74H45ZM64 75V74H63ZM68 75V74H67ZM94 75V74H93ZM100 75V74H99ZM137 75V74H136ZM139 75V74H138ZM145 75L144 73L142 74V76ZM155 75H158V74H155ZM163 74H161L162 76ZM166 75V74H165ZM66 76V75H65ZM84 76V75H83ZM121 76V75H120ZM125 76V75H124ZM48 77V76H47ZM57 77V76H56ZM59 77V76H58ZM57 77V78H58ZM62 77V76H61ZM70 77V76H68ZM71 77H73L71 75ZM86 77V75H85ZM88 77V76H87ZM90 77V76H89ZM95 77V76H94ZM93 77V78H94ZM101 77V76H100ZM133 77L134 74H133ZM154 77V75H153ZM156 77H159V76H156ZM168 77V76H166ZM165 77V78H166ZM18 78V77H17ZM64 78V77H63ZM122 78V76H121ZM125 78V77H124ZM127 78V77H126ZM125 78V79H126ZM138 78V77H137ZM136 78V79H137ZM170 78V77H168ZM15 79V78H14ZM73 79V78H72ZM91 83H92V76H91ZM95 79V78H94ZM112 79V78H111ZM110 79V80H111ZM117 79V77L115 78ZM120 79V77H119ZM128 79V78H127ZM126 79V81H127ZM163 79V77H162ZM172 79V78H171ZM7 80V79H6ZM86 80V79H85ZM89 80V78L87 79ZM98 80V78H97ZM122 80V79H121ZM129 80V79H128ZM133 80V79H131ZM135 80V79H134ZM166 80V79H164ZM17 81V80H16ZM15 81V82H16ZM70 81V80H69ZM82 81V80H81ZM94 82L96 80H93ZM112 81V80H111ZM116 81V82H115ZM130 81V80H129ZM128 81V82H129ZM169 82V80H166V82ZM171 81V80H170ZM7 82V81H6ZM9 82V81H8ZM84 82V81H83ZM93 82V84H94ZM97 82V81H96ZM95 82V84H97ZM101 80L98 82V84H101L100 83ZM113 83H115L117 85V80H114L112 81ZM111 82V83H112ZM121 83L123 82L120 81ZM133 82V81H132ZM3 83V82H2ZM1 84V82H0ZM80 84V83H79ZM94 84V85H95ZM106 84V82H105ZM111 85L112 86H116V85ZM122 84H125V82H123ZM130 84V83H129ZM164 84H165V81H164ZM4 85V84H3ZM44 85V84H43ZM81 85V84H80ZM109 85L108 83L106 84V86ZM110 85L107 86L110 88ZM132 85V84H131ZM161 85V84H160ZM163 85V83H162ZM161 85V86H162ZM97 86H100V85H97ZM102 86V85H101ZM101 86L99 88H101ZM104 86V89L106 91V86ZM121 86V85H120ZM122 86H125V85H122ZM129 86V85H128ZM159 86V87H161ZM166 86V85H164ZM163 86V87H164ZM168 86V85H167ZM131 87V86H130ZM134 87V86H133ZM133 87H131V91H128L129 94H131V96H134L133 94H137V93H142V92H133L132 93V90H133ZM162 87V88H163ZM2 88V87H0ZM6 88V87H5ZM107 88V89H109ZM119 88V85L118 87H116V90ZM120 88H123V87H120ZM119 88V89H120ZM126 89V86L124 87ZM147 88V87H146ZM166 88V87H165ZM220 88V87H219ZM222 88V87H221ZM223 88V89H224ZM115 89V88H113ZM123 89V90H125ZM130 89V88H129ZM128 88L125 90V92H127V90H129ZM137 89V88H136ZM160 89V88H159ZM9 90V89H8ZM7 90V91H8ZM11 90V89H10ZM9 90V91H10ZM93 90V89H92ZM91 90V92H92ZM116 90H113L114 92ZM121 90V89H120ZM135 90V88H134ZM161 90V89H160ZM166 90V89H164ZM221 90V89H220ZM1 91V90H0ZM90 91V90H89ZM104 91V90H103ZM109 90H107L106 92L108 93ZM118 91V90H117ZM116 91V96L118 95L119 97V94L121 93L119 91V93H117ZM138 91H143L142 89H139ZM169 91V92H170ZM227 91V90H225ZM227 91V92H228ZM4 92V91H3ZM103 93V94H106ZM112 92V90H110V93ZM124 92V93H125ZM146 93V91H144ZM210 92L208 94H210ZM214 93V91H212ZM228 92V93H229ZM260 92V91H259ZM260 92V93H261ZM2 93V92H0ZM5 93H6V89H5ZM9 93V92H8ZM86 94V92H84ZM90 93V92H89ZM123 93V91H122ZM122 97H124L123 95L125 94H122ZM149 93V92H148ZM151 93V92H150ZM223 93V92H222ZM258 93V94H257ZM128 94V95H129ZM144 95V93H142ZM140 95L143 97V95ZM168 94V91L167 93ZM170 94V93H169ZM224 94V93H223ZM4 95V94H3ZM1 95L0 97L3 98L5 96V101H6V98H7V94H5L4 96ZM84 96V94H82ZM108 95V94H106ZM105 95V96H106ZM110 95V94H109ZM113 95V94H112ZM203 94H201L202 96ZM229 95V94H228ZM262 95V94H261ZM260 95V96H261ZM114 96V95H113ZM112 96V97H113ZM127 96V95H125ZM137 96V95H136ZM208 95H206L207 97ZM86 97V96H85ZM92 97L94 98V96L92 95ZM107 97V96H106ZM117 97V98H118ZM130 97V95H129ZM145 97V95H144ZM147 97V96H146ZM170 96H168L169 98ZM197 97V95L195 96V98ZM204 97V96H202ZM205 97V98H206ZM259 97V98H258ZM262 97V96H261ZM80 98H82V96L80 97L79 96V93L77 92L76 94H72V92H70V97H68V101H66L65 103L62 101H60L61 98H58L57 100L55 101H52L50 104L52 105L51 107H49V109H53V112L51 110H44V114L41 115V120L44 122V124H47V128L46 130L44 129V133H46V136L43 137L42 140V143H36V142H33L32 144L31 143V139L30 138V130H29V126H28V129H24L22 132L20 133H17L15 135L12 136V139H9L11 140L8 144H7V147H10V151H14V153H12L13 155H15L16 157V160H17V165H14L16 164V162L13 164V160L9 159L12 161V162H9V164L12 165L15 167V168H11L10 170L14 172V174H12L11 172V175H13L12 177H8L6 176V172H0V180H1V187L2 189H0V264H13L12 263V260L13 257H15L14 255H12L13 253V249L14 247L17 249V247H19V245L22 243L21 241V236H19L18 234V228L20 229H23L22 226L24 224V217L25 215H30L31 212L34 211L35 207H39V203L35 200H39V199H43V198H47V199H56V198H61V197H66V196H69V195H73L74 197H77L78 195L80 194H77L76 191H71V189L68 190V183L72 180L73 176L75 175V171H74V175L72 173V160L70 161H67V158L68 159H71L72 158V154L73 156L75 157L77 154H79L80 152V149L78 148L77 146V142L75 140V138L72 134V126L71 130L69 128V125L64 121L65 118L64 116H56L55 114V109L57 108H61V107H64L66 105H69V102L70 104V108H69V112L68 114L69 117L70 116H79V110H80V106H81V102H80ZM84 98V97H83ZM88 98V97H87ZM91 98V97H90ZM111 98V97H109ZM107 98L109 101H112L111 103H113V100ZM116 98V99H117ZM126 98V97H125ZM132 98V97H131ZM135 98V96L133 97ZM137 98V97H136ZM135 98V99H136ZM139 98V97H138ZM137 98V99H138ZM188 98V99H187ZM197 98V100H198ZM204 98V99H205ZM86 99V98H85ZM201 99V98H200ZM8 100V99H7ZM67 100V99H66ZM94 100V99H93ZM100 100V99H99ZM98 100V101H99ZM102 100V99H101ZM100 100V102H101ZM122 100V99H121ZM170 100H164V108H161V109H164L162 110L163 111V115H164V118H166L165 116H168V113H169V110L168 109L169 107V104L171 105L170 103ZM185 100V101H186ZM195 100V99H194ZM96 101V100H95ZM103 101V100H102ZM117 101V100H116ZM119 101V100H118ZM136 101V100H134ZM193 101V100H192ZM196 101V100H195ZM200 101V100H199ZM199 101H196V102H199ZM202 101V100H201ZM108 102V101H107ZM115 102V101H114ZM154 102V101H152ZM172 102V103H173ZM187 103H189L188 101H186ZM185 102V104H186ZM9 103V102H8ZM8 103L6 102V104L8 105ZM11 103V101H10ZM99 103V102H97ZM102 103V102H101ZM109 103V104H111ZM139 103V102H138ZM141 103V102H140ZM179 103V102H178ZM181 103V102H180ZM184 103V102H183ZM182 103V104H183ZM84 104V103H83ZM100 104V103H99ZM98 104V105H99ZM117 104V103H116ZM147 104V103H146ZM159 104V103H157ZM156 104V105H157ZM159 104V105H160ZM177 104V103H176ZM95 105V104H94ZM104 105V104H102ZM125 107H128V106H125V104H122ZM121 105V106H122ZM139 105V104H138ZM155 105V104H154ZM173 105V104H172ZM171 105V106H172ZM151 106V104H150ZM174 106V105H173ZM182 106V105H181ZM186 106H188L186 104ZM8 107V106H7ZM85 107V106H84ZM103 107V106H102ZM120 106H118V109L119 111H114V114H118L119 116L122 115V109L124 110V108L120 109L119 108ZM155 107V106H154ZM161 107V106H160ZM68 108V107H67ZM89 108V107H88ZM117 109V107H115ZM148 108V107H147ZM152 108V107H150ZM172 108V107H171ZM176 108V106H175ZM180 108V107H179ZM177 108V111H181L182 109H179ZM187 108V107H186ZM87 109V108H85ZM91 109V108H90ZM89 111H92L90 110ZM179 109V110H178ZM66 110V109H65ZM98 110V109H96ZM109 110H111L109 108ZM137 110H141V106H139L137 108ZM176 110V109H174ZM184 110V109H183ZM182 110V111H183ZM4 111V109H3ZM3 111L1 113H3ZM85 111V110H84ZM94 111V110H93ZM105 111V110H104ZM126 112V108L124 110ZM161 111V112H162ZM171 111V110H170ZM95 112V111H94ZM110 112H113V111H110ZM148 112V111H147ZM150 112V111H149ZM173 112V111H172ZM184 112V111H183ZM20 113V112H19ZM96 113V112H95ZM141 113L143 112H140L139 113V116H135L136 118H141V119H145L146 121L149 120V118L151 117V120L152 118H155L154 116H149V115H144V116H141ZM157 113L159 114V112L157 111ZM174 113V112H173ZM17 114V113H16ZM16 114H15V117H16ZM22 113H20V115L18 116H21ZM88 114V112H87ZM94 114V113H93ZM108 114V113H107ZM124 114V112H123ZM145 114V113H144ZM150 114V113H149ZM152 114V113H151ZM161 114V113H160ZM1 115V114H0ZM4 115L6 114H2L1 116L5 117ZM24 116V113L22 114ZM63 115H66V114H63ZM90 115V114H89ZM96 116V114H94ZM98 115V114H97ZM102 115V113H101ZM105 115V114H104ZM103 115V116H104ZM136 115V114H135ZM153 115V114H152ZM162 115V116H163ZM170 115V114H169ZM125 116V115H124ZM149 116V117H148ZM8 117V116H6ZM15 117H14V121H15ZM25 117V116H24ZM28 117V116H26ZM74 117V118H75ZM93 117V115H92ZM111 117V116H110ZM130 117V116H129ZM147 117V118H146ZM172 117V116H170ZM169 117V118H170ZM20 118V117H19ZM23 118V117H22ZM20 118V119H22ZM90 118V117H89ZM128 118V117H127ZM126 118V119H127ZM110 118L108 117H105V120H108ZM116 119V118H115ZM135 120V118H133ZM158 119V118H157ZM1 120V119H0ZM3 120V118H2ZM8 120V119H7ZM18 120V119H17ZM16 120V122H17ZM23 120V119H22ZM29 120V119H28ZM40 120V119H39ZM41 120L39 121V123L41 122ZM93 120V119H92ZM103 120V122L105 121L103 118L101 119V121ZM129 120V119H128ZM131 120V119H130ZM150 120V121H151ZM154 120V119H153ZM169 120V119H167ZM166 120V121H167ZM171 120V119H170ZM13 121V119H12ZM12 121H9L10 123H12ZM19 121V120H18ZM21 121V120H20ZM24 121V120H23ZM94 121H98L97 120H94ZM119 122V120H117ZM124 121V120H123ZM137 121V120H135ZM155 121H158V120H154ZM160 121V119H159ZM162 121V120H161ZM8 122V123H9ZM22 122V121H21ZM27 122V120H26ZM84 122V121H83ZM110 122V120H109ZM114 122V121H113ZM113 122L111 121V124H113ZM139 122V120L137 121ZM149 122V121H148ZM153 122V121H151ZM164 122V121H162ZM25 123V122H24ZM87 123V122H86ZM94 123V122H93ZM100 123V121L98 122ZM161 123V122H160ZM20 124V123H19ZM84 124V123H83ZM82 124V125H83ZM115 124V123H114ZM119 124H123V123H119ZM119 124H117L119 126ZM126 124V123H125ZM129 124V123H128ZM42 124H40L41 126ZM99 125V124H98ZM132 125V124H131ZM154 125V124H153ZM158 125V123H157ZM155 125V126H157ZM163 125V126H162ZM2 126V125H1ZM4 126V125H3ZM8 126V125H7ZM11 126V124L9 125ZM84 126V125H83ZM109 126V125H108ZM112 127V125H110ZM154 126V128H155ZM162 126V127H161ZM26 127V126H24ZM101 127V126H100ZM113 127H115L113 125ZM121 127V125L119 126ZM1 128V127H0ZM8 128V127H7ZM44 128V127H42ZM41 128V129H42ZM85 128V126H84ZM148 128V127H147ZM160 128H157L156 130H159ZM82 128H80L79 130H81ZM112 129V128H111ZM115 129V128H114ZM117 131L120 130V128H116ZM119 129V130H118ZM133 129V128H131ZM153 129V127L151 128ZM149 129L147 130L146 128H143V133H138L137 130H134L129 132V133H124V134H121V137L119 138L120 135H118L117 137L119 138V144L122 145L121 147V151L119 152L120 153V157L118 160V162L116 163H113L114 166H123L124 163L126 162V160H124L122 157H121V152L123 151H129V147L133 148L132 150H130L129 153L133 154V155H136L137 153H142L141 150H138V148L136 147L135 145V142H132V139H136L137 137H141L142 134L145 135V133H148L147 131H151L152 134L153 131ZM109 130V129H107ZM155 130V129H154ZM1 131V130H0ZM6 131V130H5ZM46 131V132H45ZM116 131V130H115ZM122 131V130H121ZM82 132V131H81ZM89 132V131H88ZM92 133V131H90ZM95 132V131H94ZM97 132V131H96ZM156 132V131H154ZM2 133V131H1ZM4 133V132H3ZM7 132H5V135L7 136L6 134ZM9 133V132H8ZM12 133V132H11ZM43 133V132H42ZM83 133V132H82ZM111 133V132H110ZM109 133V134H110ZM150 133V132H149ZM148 133V134H149ZM160 134V132H158ZM95 134V133H94ZM108 134V135H109ZM157 134V133H156ZM176 134L174 135L175 139H176ZM4 135V134H3ZM9 135V134H8ZM113 135V134H112ZM112 135H110V139L113 137ZM151 135V134H150ZM149 135V136H150ZM155 135V134H154ZM209 135H212V137L214 138H211V136ZM223 136L225 138L223 139H227L224 143L226 144V147H223L221 145V143L218 141V138H220L219 136ZM48 136V137H47ZM100 136V135H99ZM112 136V137H111ZM148 136V135H147ZM146 137V135L144 136V138H151V137ZM5 137V136H3ZM96 137V136H95ZM116 137V136H115ZM181 137H179L181 139ZM189 137V138H188ZM211 138L212 140H209L207 138ZM227 137V138H226ZM7 138V137H6ZM54 138V139H53ZM98 138V137H97ZM100 138V137H99ZM109 138V136H108ZM158 138V137H156ZM173 138V139H174ZM195 140H194V139ZM204 139V144L209 145L208 147H203L201 149L198 148V144H200V140ZM8 139V138H7ZM62 139H66L67 141V144L68 145H63L62 144ZM115 139V138H114ZM117 139V138H116ZM161 139V140H162ZM172 139V138H171ZM51 140V141H50ZM100 140V139H99ZM98 140V141H99ZM103 140V139H102ZM159 140V139H158ZM197 140V141H196ZM210 142H209V141ZM49 141V142H48ZM54 141H55V144H54ZM112 142H115V140L113 141V138L111 140ZM163 141V142H164ZM170 140H168L167 142H169ZM172 141V140H171ZM170 141V142H171ZM174 143L178 141L177 140H173ZM221 141V139H220ZM7 142V140H6ZM101 142V141H100ZM184 142H182L181 144H183ZM198 142V143H197ZM223 142V141H222ZM5 143V142H4ZM99 143V142H97ZM173 143V144H174ZM202 143V142H201ZM66 144V143H64ZM104 144V143H103ZM112 143H110L111 145ZM114 144V143H113ZM112 144V145H113ZM52 145V147L54 148V151L52 152L53 156H55V160L57 161L58 158H63L64 159V163H59L57 162L58 164H54L52 161H49L50 158H48V151L50 150V146ZM108 145V144H107ZM118 145V146H120ZM156 145V146H155ZM157 145H160V147L163 148V151L164 152L163 154L160 153L162 156V163H168L169 162V157L171 155L170 151L168 152V149H167V145L164 144V143H157V142H154L153 141V137L150 139H145V143L141 146H144V148H146V150H148L147 148L148 147H151V146H155L157 147ZM171 145V144H170ZM180 145V143L177 144V146ZM203 145V144H202ZM214 146L215 147H210V146ZM1 146V145H0ZM5 146V145H4ZM33 146V147H32ZM115 146V145H114ZM117 146V145H116ZM139 146V148L141 147ZM173 146V145H172ZM175 146V144H174ZM80 147V146H79ZM108 147V146H107ZM113 147V146H111ZM111 147H108L109 149ZM153 147V148H155ZM159 147V146H158ZM157 147V148H158ZM179 147V146H178ZM182 147V146H181ZM184 147V146H183ZM182 147V148H183ZM119 148V147H118ZM143 148V147H142ZM2 149V148H1ZM4 149V148H3ZM109 149L107 151H109ZM112 149V148H111ZM113 149H115L113 147ZM151 149V148H150ZM180 148H177V149H173V150H178ZM112 151V150H111ZM116 151L113 150V152ZM145 151V150H144ZM150 151V150H148ZM155 151V150H154ZM8 153V151H6ZM174 152V151H173ZM124 153V152H123ZM96 155V154H95ZM119 155V154H118ZM145 155V158L147 159L146 157V154H143ZM159 155V154H158ZM116 156V155H114ZM175 156V157H176ZM179 156V157H180ZM7 157V158H8ZM15 157H12L13 159ZM81 157V156H80ZM97 157V156H96ZM101 156H99L100 158ZM155 157V155H154ZM153 157V158H154ZM174 157V156H173ZM115 158V157H114ZM159 158V157H157ZM178 158V157H177ZM9 159H7L9 161ZM102 159H104L102 157ZM109 159H113V158H109ZM116 159V158H115ZM172 159V158H170ZM5 160V159H4ZM138 161L134 164H132L131 162H127L128 166H129V169L126 173L127 175V178L128 180H125L126 183L128 182H131L134 178V177H131L130 174L132 173V171H134L135 169L139 170V172L141 171H144L147 164H145L144 160H140L137 159ZM157 160V159H156ZM161 160V159H160ZM175 160H178V159H175ZM15 161V159H14ZM113 161V160H111ZM142 161V162H141ZM144 161V162H143ZM147 161V160H146ZM173 160H171L170 162H172ZM4 162V161H3ZM76 162V161H75ZM99 162V161H98ZM110 162V161H109ZM45 164L47 167V165L49 167H51L52 169H54L56 171V176L55 178H53V182H47L45 180H47V178L45 179V177H47L45 173L41 172L40 170V167L43 168V165L42 164ZM156 163V164H155ZM176 163V162H175ZM105 164V163H103ZM101 164V165H103ZM108 164V163H107ZM151 165L152 164H159L158 162H151L150 163ZM170 164V163H169ZM168 164V165H169ZM173 164V162H172ZM11 165V166H12ZM42 165V166H41ZM74 165V163H73ZM77 165V164H76ZM165 165V164H164ZM12 166V167H13ZM99 165H97L98 167ZM106 166V165H105ZM103 166V167H105ZM108 166V165H107ZM113 166V165H112ZM149 166V165H148ZM158 166V165H157ZM156 166V167H157ZM44 167V168H45ZM93 167V166H92ZM154 167V166H153ZM183 167H185L186 169H183ZM84 168V167H83ZM99 168V167H98ZM122 168V167H121ZM159 168V167H158ZM47 169V168H46ZM95 169V168H93ZM102 169V168H101ZM1 170V169H0ZM9 170V171H10ZM76 170V169H75ZM92 170V169H91ZM90 170V171H91ZM105 170V169H104ZM103 170V171H104ZM7 171V172H9ZM77 171V170H76ZM80 171V170H79ZM94 171V170H93ZM102 171V170H101ZM106 171V170H105ZM155 171V170H154ZM46 172V171H45ZM49 172V171H48ZM97 172V171H96ZM114 172V171H112ZM136 172V171H135ZM145 172V171H144ZM50 173V172H49ZM52 173V172H51ZM80 173V172H79ZM86 173V172H85ZM84 173V174H85ZM89 173V172H88ZM100 173V172H98ZM9 174V173H8ZM7 174V175H8ZM138 174V173H137ZM156 174V173H155ZM50 175V174H49ZM48 175V176H49ZM77 175V174H76ZM87 175V174H86ZM97 175V174H96ZM100 175V174H99ZM109 175V174H108ZM151 175V174H150ZM149 175V177H150ZM79 176V174H78ZM84 176V175H82ZM141 176V175H139ZM152 176V175H151ZM157 176V175H156ZM185 176V175H184ZM72 177V178H71ZM96 177V176H95ZM103 177V175H102ZM106 177V176H105ZM241 178V180L244 178V181L238 183V182H234L231 184V182H227L226 180L227 179H231L232 178H235V179H238V178ZM81 178V177H80ZM91 178V176H90ZM98 178V177H97ZM96 178V179H97ZM163 178V177H162ZM49 179V177H48ZM75 179V178H73ZM87 179V178H86ZM85 179V180H86ZM132 179V180H131ZM135 179V178H134ZM144 179V178H143ZM141 179V180H143ZM154 179V178H153ZM181 179V178H180ZM54 180L57 181V185L54 186ZM78 180V179H76ZM75 180V181H76ZM84 180V178H83ZM81 180V181H83ZM103 180V178H102ZM109 180V179H108ZM112 180V179H111ZM234 180V179H233ZM240 180V179H238ZM50 181V180H49ZM52 181V180H51ZM80 181V180H79ZM134 181V180H133ZM226 181V182H225ZM230 181V180H228ZM237 181V180H236ZM78 182V181H76ZM85 182V181H84ZM107 182V181H106ZM124 182V183H125ZM144 182V181H143ZM231 185H229V184ZM103 184V183H102ZM132 184V183H131ZM143 184V183H142ZM79 185V183H78ZM81 186H83L82 184H80ZM79 185V186H80ZM134 185V184H133ZM177 185V184H176ZM80 186V188H81ZM135 186V185H134ZM78 188V187H77ZM141 189V188H140ZM150 189V188H149ZM79 189H77L78 191ZM143 189H141V192L139 194H137V196H143L144 195V191L142 192ZM146 190V189H145ZM154 190V189H152ZM51 191V193H50ZM73 193V194H72ZM264 193V192H263ZM118 195H126L125 193H120V194H114V196H118ZM156 195V194H154ZM264 195V194H263ZM81 197V196H80ZM114 197V198H116ZM119 197V196H118ZM117 197V198H118ZM226 210H225V209ZM26 218V217H25ZM27 221V220H26ZM27 223V222H26ZM82 226V225H81ZM79 229L80 227L78 226V230L77 232H79ZM85 229V228H84ZM85 231V230H84ZM75 232H76V229H75ZM88 232V231H87ZM21 233V232H19ZM86 233V232H85ZM75 234V233H74ZM84 234V233H83ZM90 233L88 232L87 234H85V236H91L89 235ZM76 235V234H75ZM74 236V235H73ZM77 236H79L77 234ZM81 238L82 235L80 234ZM78 238V237H77ZM76 238V239H77ZM71 239V238H70ZM75 239V238H74ZM87 239V238H85ZM80 240V239H79ZM82 240V239H81ZM76 241V240H75ZM72 242V241H71ZM78 242V241H77ZM80 242V241H79ZM82 242V241H81ZM84 242V241H83ZM82 242V243H83ZM62 244V243H61ZM76 244V243H75ZM83 245V244H82ZM72 246V245H71ZM78 247V245H77ZM80 247V246H79ZM79 247L77 249H79ZM83 247V246H82ZM115 247V246H114ZM75 249V248H74ZM76 250V249H75ZM108 250V249H107ZM103 251V250H102ZM105 252V250H104ZM109 252V250H108ZM107 252V253H108ZM215 252H216V255L213 256L212 252L207 250V253L209 256H212L213 258V264H242L241 262H236L230 252H229V249H228V246L226 244H223V245H217L216 246V249H215ZM257 251H254L251 253V256H255V253ZM20 253V252H19ZM24 253V252H22ZM102 253V252H101ZM99 254V253H98ZM111 254V253H110ZM18 255V254H17ZM25 255V254H24ZM104 255V253H103ZM96 256V255H95ZM102 256V255H100ZM109 256V254H108ZM93 257V256H92ZM99 257V255L97 256V258ZM16 258H19V257H16ZM100 258H104V257H100ZM94 259V258H93ZM99 259V258H98ZM107 259V257L105 258ZM124 259V258H123ZM122 259V260H123ZM130 259V258H129ZM128 259V260H129ZM23 261L22 259H19V261ZM92 260V259H91ZM101 260V259H99ZM127 260V259H125ZM127 260V262H128ZM95 261V260H94ZM103 263L104 261L101 260ZM112 261V260H111ZM130 261V260H129ZM126 262V261H125ZM21 263V262H20ZM19 263V264H20ZM94 262L92 261V264ZM96 263V262H95ZM101 263V262H100ZM102 263V264H103ZM112 262H110L111 264ZM130 263V262H128ZM262 263V262H260ZM91 264V263H90ZM116 264V262H115ZM118 264V262H117ZM264 264V263H263Z\"/></svg>",
	"mask_w": 264,
	"mask_h": 264
}]
</instances>
